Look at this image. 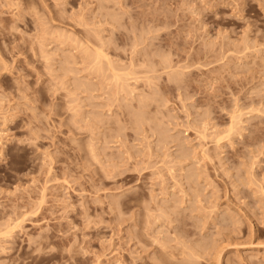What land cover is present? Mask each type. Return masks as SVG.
I'll return each instance as SVG.
<instances>
[{"label":"rangeland","instance_id":"1","mask_svg":"<svg viewBox=\"0 0 264 264\" xmlns=\"http://www.w3.org/2000/svg\"><path fill=\"white\" fill-rule=\"evenodd\" d=\"M0 264H264V0H0Z\"/></svg>","mask_w":264,"mask_h":264},{"label":"bare ground","instance_id":"2","mask_svg":"<svg viewBox=\"0 0 264 264\" xmlns=\"http://www.w3.org/2000/svg\"><path fill=\"white\" fill-rule=\"evenodd\" d=\"M250 46V45H249ZM248 46V47H249ZM240 115H241V112L239 113ZM238 116V115H237ZM237 116H235V117H237ZM234 117V116H233ZM239 118V120H240V116L238 117ZM235 118H233V120H234ZM236 121V120H235ZM235 123V122H234ZM236 123H237V121H236ZM236 123H235V125H236ZM231 126V125H230ZM235 127V126H234ZM239 128H240V126H239ZM230 131V130H229ZM219 140H220V137H219ZM197 254V253H196ZM191 260V259H190Z\"/></svg>","mask_w":264,"mask_h":264}]
</instances>
